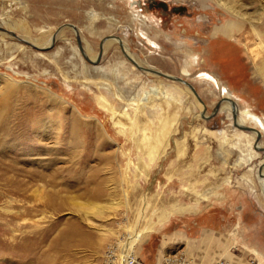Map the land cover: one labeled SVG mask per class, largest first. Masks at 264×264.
<instances>
[{"label": "rangeland", "instance_id": "rangeland-1", "mask_svg": "<svg viewBox=\"0 0 264 264\" xmlns=\"http://www.w3.org/2000/svg\"><path fill=\"white\" fill-rule=\"evenodd\" d=\"M200 1L0 0V264H264V140L221 112L264 92Z\"/></svg>", "mask_w": 264, "mask_h": 264}, {"label": "bare ground", "instance_id": "bare-ground-1", "mask_svg": "<svg viewBox=\"0 0 264 264\" xmlns=\"http://www.w3.org/2000/svg\"><path fill=\"white\" fill-rule=\"evenodd\" d=\"M200 1V0H199ZM203 1L202 4H206V2L210 0H201ZM200 1V2H201ZM214 3L215 0H211ZM248 4H254L253 0H223V2H220V5L218 3L216 4L221 8L220 10L223 17H229L232 19L231 22L228 24L222 25L220 27H216L214 29V40L216 41L220 38L226 39L228 42L233 43L234 45H241L243 44V41L245 40L246 43L244 44V49L246 48L247 55L249 56V60L251 61L250 65H252V81L254 83L255 87H260L264 92V14H261L258 19L255 18L252 14L243 13V11L247 10ZM257 5V4H256ZM206 5H203L205 7ZM258 6V5H257ZM253 7V6H252ZM255 13V12H254ZM253 13V14H254ZM261 13V12H260ZM257 17V16H256ZM256 21H255V19ZM221 20V19H219ZM19 32H22L23 34H28V30L26 27L21 26L17 29ZM185 35H182L183 38H189L187 35V31H185ZM199 38L201 37V33H198ZM255 41H258V45L256 46ZM186 45L188 44L187 40L184 41ZM189 46V45H188ZM198 46V45H197ZM237 47V46H236ZM197 48V47H196ZM235 48L229 49V51H234ZM257 52L256 54H254ZM126 53L128 56L131 57V59L134 60V56L129 52L128 49H126ZM230 53V52H229ZM234 55V53L232 54ZM199 54H192L189 59H193L192 63H195L194 61L196 59H199ZM254 67V68H253ZM184 75H189V69L183 70ZM259 83V84H255ZM253 87V86H252ZM8 89L9 86H7ZM221 112H225L227 115V118L230 122V124L234 128V132L237 134L236 131H239L240 134H237L240 138H247L248 133L246 129L249 128V126H256L259 127L261 131H252L251 136L253 139H263L264 140V117L258 116L256 113L252 111V109L245 108H239V106L235 103L228 102L226 103V106L221 107ZM168 129V127H167ZM221 136L224 135L223 131L218 132ZM257 148H261L259 144H257ZM154 154V153H153ZM253 160V159H252ZM260 187L262 192L264 193V168L260 171ZM213 233L202 231L201 235V242H199L196 246L198 254H203L207 252L208 250H212L215 252L216 250H220L223 248V245L218 243H208L211 242V237ZM138 239H136V236H134L132 239L129 240L128 243L125 244L123 250L124 254V264H132V259L130 256V252L137 244ZM195 243V242H194ZM197 243V242H196ZM193 244V242H192ZM193 248V247H192ZM205 252H202L204 251ZM192 251V250H191ZM217 252V251H216ZM202 258V257H201ZM50 260V255H44V264H47ZM132 260V261H131Z\"/></svg>", "mask_w": 264, "mask_h": 264}, {"label": "water", "instance_id": "water-1", "mask_svg": "<svg viewBox=\"0 0 264 264\" xmlns=\"http://www.w3.org/2000/svg\"><path fill=\"white\" fill-rule=\"evenodd\" d=\"M124 51V50H123ZM125 53V52H124ZM127 57V56H126ZM128 58V57H127ZM131 62H133L135 65H136V67H138V68H140V69H143L142 67H140V65H138L133 59H130V58H128ZM154 74H157V75H159V76H163V77H166V78H168V79H172V80H174V81H177V82H180V83H183V84H185V85H187L188 87H190V89L195 93V95H197V93L194 91V89H193V87L189 84V83H187L186 81H184L182 78H180V77H171V76H168V75H164V74H162V73H160V72H154ZM218 108V107H217Z\"/></svg>", "mask_w": 264, "mask_h": 264}, {"label": "built area", "instance_id": "built-area-1", "mask_svg": "<svg viewBox=\"0 0 264 264\" xmlns=\"http://www.w3.org/2000/svg\"><path fill=\"white\" fill-rule=\"evenodd\" d=\"M132 261V260H131ZM133 262V261H132ZM132 264H135V263H132Z\"/></svg>", "mask_w": 264, "mask_h": 264}, {"label": "crops", "instance_id": "crops-1", "mask_svg": "<svg viewBox=\"0 0 264 264\" xmlns=\"http://www.w3.org/2000/svg\"><path fill=\"white\" fill-rule=\"evenodd\" d=\"M221 245V244H220ZM223 247H224V245H223Z\"/></svg>", "mask_w": 264, "mask_h": 264}]
</instances>
